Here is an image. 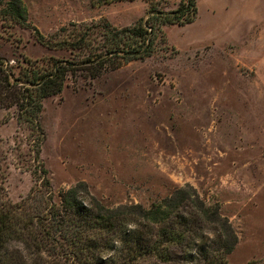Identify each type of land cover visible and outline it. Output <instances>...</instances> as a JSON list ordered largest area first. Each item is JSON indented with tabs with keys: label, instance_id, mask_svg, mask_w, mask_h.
I'll return each mask as SVG.
<instances>
[{
	"label": "rangeland",
	"instance_id": "374dc122",
	"mask_svg": "<svg viewBox=\"0 0 264 264\" xmlns=\"http://www.w3.org/2000/svg\"><path fill=\"white\" fill-rule=\"evenodd\" d=\"M24 2L30 28L0 20V56L11 65L68 55L42 45L36 29L51 38L63 27L104 19L125 27L149 10L146 0ZM180 2L169 0L166 9ZM198 6L193 23L164 25L152 56L95 79L69 78L62 93L44 101L43 142L37 129L18 122L16 108H0L8 199L21 202L42 184V163L56 198L85 181L110 207L150 206L192 186L221 206L238 235L230 263L264 258V0Z\"/></svg>",
	"mask_w": 264,
	"mask_h": 264
},
{
	"label": "trees",
	"instance_id": "16d2710c",
	"mask_svg": "<svg viewBox=\"0 0 264 264\" xmlns=\"http://www.w3.org/2000/svg\"><path fill=\"white\" fill-rule=\"evenodd\" d=\"M133 0H92L96 5ZM149 10L133 25L116 27L107 19L63 27L51 38L36 39L68 55L24 57L17 65L0 56V108H16L17 120L46 138L41 125L44 101L59 95L71 77L95 79L154 54L164 25L193 23L198 0H146ZM0 20L30 28L24 0H0ZM42 184L21 202L6 197L0 163V264H231L238 235L219 204L209 205L192 186L179 187L153 202L110 207L85 181L56 198L42 163ZM50 259H48V258ZM50 264V263H49ZM248 264H264L254 259Z\"/></svg>",
	"mask_w": 264,
	"mask_h": 264
}]
</instances>
